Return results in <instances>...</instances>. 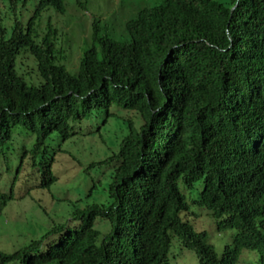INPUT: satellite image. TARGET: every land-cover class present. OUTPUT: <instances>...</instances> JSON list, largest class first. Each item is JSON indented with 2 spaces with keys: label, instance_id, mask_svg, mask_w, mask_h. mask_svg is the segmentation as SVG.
Segmentation results:
<instances>
[{
  "label": "trees",
  "instance_id": "obj_1",
  "mask_svg": "<svg viewBox=\"0 0 264 264\" xmlns=\"http://www.w3.org/2000/svg\"><path fill=\"white\" fill-rule=\"evenodd\" d=\"M144 2L123 32L94 18L77 67L64 60L57 29L37 27L48 8L65 14L66 0H38L8 38L1 17L0 153L12 175L8 152L20 150V162L9 191L0 179V210L15 197L24 159L49 188L52 144L96 134L86 124L101 113L134 114L117 150L92 165L113 168L107 202L0 251V264H171L174 240L197 264H238L244 249L264 264V0ZM184 189L219 230L236 231L234 246L218 254L185 218Z\"/></svg>",
  "mask_w": 264,
  "mask_h": 264
},
{
  "label": "rangeland",
  "instance_id": "obj_2",
  "mask_svg": "<svg viewBox=\"0 0 264 264\" xmlns=\"http://www.w3.org/2000/svg\"><path fill=\"white\" fill-rule=\"evenodd\" d=\"M144 1L88 0L85 2L88 10H85L78 0H66L65 14L48 8L41 13L37 27L40 32H44L48 24L56 28L64 60L70 66L77 67L85 46L91 42L94 18L103 27L107 25L116 32L122 31L124 23L139 7L146 4ZM37 5L38 0H0V20L2 17L3 26L7 29L4 36H10L11 27L16 21L27 23L34 15ZM26 56L23 61L31 65L32 58ZM34 74H25L26 80L40 83L42 79ZM115 110L117 108L113 107L111 112ZM133 114L120 109L117 115L106 119L104 113H101L86 124V128L96 134L78 135L66 142L56 141L52 144L51 152H54L55 157L53 173L57 181L49 188L40 187V174L26 163L27 158L24 159V167L14 187L15 197L0 210V251L12 253L40 238L54 225L71 223L76 208L83 209L90 204L107 202V188L113 168L108 165H92H97L111 150H117L122 137L127 133L126 119ZM19 153L20 150L8 152L14 175L9 172L5 155L0 153V179L6 191L10 190L16 177ZM184 191L190 203V210L185 218L196 230L207 232L208 240L215 246L218 254L225 248L234 246L236 231L219 230L217 221L209 211L191 202L195 195L187 189ZM97 227L103 233L109 231L108 223L100 218L97 219ZM170 259L171 264L198 263L195 252L183 247L178 240L173 242ZM258 259L256 251L244 249L238 264H259Z\"/></svg>",
  "mask_w": 264,
  "mask_h": 264
}]
</instances>
